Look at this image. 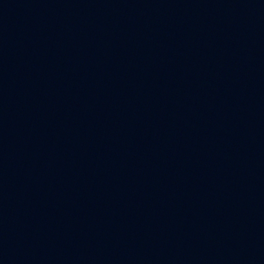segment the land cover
<instances>
[{
	"label": "water",
	"instance_id": "water-1",
	"mask_svg": "<svg viewBox=\"0 0 264 264\" xmlns=\"http://www.w3.org/2000/svg\"><path fill=\"white\" fill-rule=\"evenodd\" d=\"M0 264H264V0H0Z\"/></svg>",
	"mask_w": 264,
	"mask_h": 264
}]
</instances>
